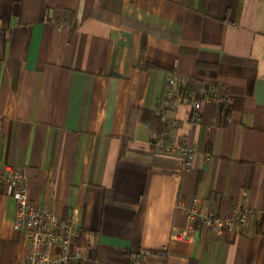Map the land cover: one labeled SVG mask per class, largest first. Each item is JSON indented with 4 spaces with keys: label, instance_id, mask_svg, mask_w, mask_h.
Masks as SVG:
<instances>
[{
    "label": "crops",
    "instance_id": "1",
    "mask_svg": "<svg viewBox=\"0 0 264 264\" xmlns=\"http://www.w3.org/2000/svg\"><path fill=\"white\" fill-rule=\"evenodd\" d=\"M170 74L180 97H232L197 123L191 103L171 111L172 136L198 150L181 174L143 121ZM0 165L39 207L74 211L79 264H264V0H0ZM194 198L245 207L244 222L188 228L177 203ZM14 210L0 188V264L26 254Z\"/></svg>",
    "mask_w": 264,
    "mask_h": 264
},
{
    "label": "built area",
    "instance_id": "2",
    "mask_svg": "<svg viewBox=\"0 0 264 264\" xmlns=\"http://www.w3.org/2000/svg\"><path fill=\"white\" fill-rule=\"evenodd\" d=\"M180 84L182 79L176 74H170L165 78L157 111L161 127L153 132L150 138V145L157 154L176 159L178 174L191 168L198 150L196 146L172 136L171 111L179 106L181 100L191 103L193 108L191 121L197 123L200 120V109L203 104L218 103L226 109L232 104L230 93L222 85H212L202 91L199 99L193 100L188 96L178 95ZM0 188L15 202L13 228L23 232L27 239L26 254L20 264L80 263L81 250L72 247L71 243L75 232L74 211L60 218L49 209L36 205L28 197L24 173L10 165H0ZM193 202L192 207H186L181 202L177 203L188 221V228H193L199 223L216 232L232 231L236 225L244 222L247 209L238 204H233L227 214H221L213 208L198 207V198H194ZM172 236L184 238L177 233H172ZM52 248L56 249L55 257L50 255Z\"/></svg>",
    "mask_w": 264,
    "mask_h": 264
},
{
    "label": "trees",
    "instance_id": "3",
    "mask_svg": "<svg viewBox=\"0 0 264 264\" xmlns=\"http://www.w3.org/2000/svg\"><path fill=\"white\" fill-rule=\"evenodd\" d=\"M179 87H180V86H179ZM179 87H178V89H179ZM182 91H183V90H182ZM179 93H181V92H179ZM179 95H180V94H179ZM181 95H182V93H181ZM182 96H183V95H182ZM143 115H145V113H144ZM144 117H145V118H144ZM144 117H143V121L148 120V118H149L150 120H156V123H157V129H159V128L161 127V124H160V122L158 121L155 112L152 113V114L145 115ZM127 140H129V139H127Z\"/></svg>",
    "mask_w": 264,
    "mask_h": 264
}]
</instances>
